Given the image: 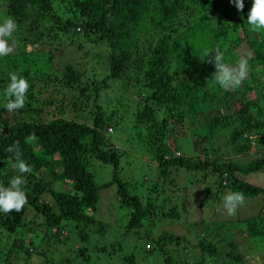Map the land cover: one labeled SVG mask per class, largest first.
<instances>
[{
    "label": "trees",
    "instance_id": "trees-1",
    "mask_svg": "<svg viewBox=\"0 0 264 264\" xmlns=\"http://www.w3.org/2000/svg\"><path fill=\"white\" fill-rule=\"evenodd\" d=\"M251 4L244 0L241 12L230 0H0V23L11 17L18 25L15 45L34 47L52 35L63 46L61 53L75 42L82 49V39L106 50L97 55L101 75L87 69V52L65 59L62 68L46 50L0 57V185L8 187L19 175L10 145L18 144L20 158L32 167L24 174L28 202L23 210L0 213V264H36L35 256L44 264L40 256L48 251L38 252L37 236L62 243L69 253L81 243L73 251L80 264L93 259L137 264L126 244L130 236L134 243L143 241L145 253L157 250L163 264H217L221 256L229 259L225 264H245L231 229L236 223L199 221L203 234L193 223V244L169 230L159 234L155 225L179 222L187 210L166 195L188 188L176 180L181 168L191 177L182 176L186 184L215 178L216 191L260 198L264 209V50L255 39L261 31H250L246 21ZM243 43L252 50V66L233 97L211 78L215 52L206 59L203 53L219 49L230 64L237 61L230 53ZM10 73L30 85L24 108L15 113L4 107ZM112 87L119 96L114 102L106 95ZM128 89L135 92L131 107L122 95ZM127 110L133 118L130 148L138 156L112 136ZM188 130L196 142L193 154L182 153L176 143ZM94 160L111 166L110 180L94 179ZM130 161L142 168L136 179ZM114 184V209L119 207L122 217L102 221L96 215L99 191ZM241 223L253 248L264 252V217ZM115 230L121 240L99 242ZM169 244L181 248L173 251ZM65 261L74 260L60 258L55 264Z\"/></svg>",
    "mask_w": 264,
    "mask_h": 264
},
{
    "label": "rangeland",
    "instance_id": "rangeland-1",
    "mask_svg": "<svg viewBox=\"0 0 264 264\" xmlns=\"http://www.w3.org/2000/svg\"><path fill=\"white\" fill-rule=\"evenodd\" d=\"M263 32L264 30L260 32L259 36H255V39L257 41H260V44L263 46V50H264ZM61 35L67 39V37H65V34H61ZM51 36L47 35V36L39 38V40L36 41L35 43L36 45H34V47L28 46V45L26 47V45L24 44L14 45V49H15L14 51L17 52L21 56V54H23L24 52L31 54L30 53L31 49L36 50V52H40L43 54L46 50L52 54L53 56L52 61L55 65L58 66V68L60 67L62 68L64 66L65 59L66 60L68 59L70 60L73 58L78 59L80 55L87 52L88 54L84 58V63L86 64L87 69L92 70V71L95 70V72L99 75H101L104 72L103 67H101V65L98 63L100 59L97 56L98 54L101 55V53L102 55H105L106 50L104 46H97L92 43H88V41L82 39L83 41L82 49L77 48L76 46L78 42H75L74 45L65 48L64 52L61 53L58 49L62 48L63 46L57 43L58 42L57 38H51ZM251 53H252V50L247 46V44L243 43L242 47L235 48L234 50H232V52L230 53V58L231 60L232 58L233 59L237 58L238 60L241 56H246ZM42 60H43V57L41 58V61ZM235 62H232L230 64L234 65ZM248 66L249 67L252 66V63H250L249 61H248ZM53 69L55 73H57V69L56 68H53ZM133 94H135L133 89H128L126 91H123V94H122L123 98L127 100V105H130V107L133 105V101H132ZM230 94L233 97L238 96V93L236 91H231ZM106 95H107L108 100L112 99L111 101L113 102H114L113 100L114 97L119 98V96H117L118 93L114 89V87H112V89L108 91ZM249 96H251V93H249ZM102 98H104V96ZM108 104L110 105L111 102H108ZM50 108L52 109L53 107H50ZM105 109H108V108L105 107ZM54 111L55 110L53 111L51 110L49 114H56ZM122 115L124 116L120 124L115 127V130L112 136L113 138L120 141V144L122 147H126V149L128 150V153H131L133 156H138L139 155L137 154L138 152H135L136 150H133L132 148H130L131 147L130 144L133 142L132 141L133 139H131L132 138L131 136L132 122H133L131 111L127 110L125 114L123 113ZM48 117L51 118L52 116L48 115ZM48 117L46 116L45 118L48 119ZM199 124H201V121L198 122V125ZM195 128L196 126L192 125L191 130ZM176 143L182 153L184 154L195 153L196 142L193 139L192 132H189V130L186 131L185 135L177 138ZM130 158H131V155H130ZM100 163L101 162L98 160H94V162H91V165L93 166L92 170L94 171V179L98 183L108 181L111 179V176H112L111 166L102 165ZM130 165H132V167L136 166L135 170L137 171H133V172H136V174H134L133 177L134 179L138 178L140 176L139 173L142 172V168L137 169L138 165L136 162L132 164V162L130 161ZM180 173L182 174L183 177H186L187 180L191 178L189 174L187 173V170L183 168L179 169L177 174H180ZM191 175L195 178L199 177V176H196V174L194 173H192ZM182 176H179L176 180L180 186L185 185L188 188H186L185 190L180 189L178 191H175V193L174 191H171V192L166 193V195L172 197L171 200L173 201V203L176 202L179 205L183 203V206H185L187 210L185 211V214L182 215L181 221L179 222H172V223L168 222V223L161 224V226L155 225V227H157V232L161 234L160 233L161 230H169V231L174 232V234L176 235L180 234V236H184L188 238V240L191 241V244H193L196 242V238L194 237V232L192 230L193 226L191 227V224L193 225V223H194V226H195V223H198L197 227L195 228V232L202 233V234L204 233L206 229L204 228L203 225L200 224L201 222L199 221H207L209 222L211 226H217V224H219L220 222L236 223L232 226L233 228L231 229L234 233L233 235L235 236V239L238 240L237 243L240 248V254L245 260V264H264V252L259 248H255V249L253 248L254 243L253 241H248L250 240L249 236L246 234L245 227L242 226L243 224L241 223L243 219L248 218L250 216L260 215L261 217H264V209L262 207L261 199L260 198L244 199V203L238 207L236 214L233 216H229L227 215L226 209L224 208V205H223L224 196L230 193L228 189H224L222 192L216 191V188L213 187V183H212V181L215 178L214 179L206 178V180L204 181L200 180L197 183L194 182L193 185L192 184L189 185V183L186 184L183 181ZM45 177L50 178L48 174H45ZM54 182L59 187L66 188L67 190L69 189V187L66 186V184L61 180L55 179ZM166 188H170L169 185H167ZM116 190H117V186L114 184L108 188H102L99 191L100 193L99 202H98L99 209L97 210L96 215L102 218L101 219L102 221L107 220V222H111V219H113V217L115 216H117L118 218L122 217L121 213L119 212L120 211L119 207L117 210L114 209L118 206V202L116 198ZM176 195H179L178 198H181L182 196H186V198L183 201H181L176 197ZM221 196L222 198H220ZM115 232L114 231L109 232V234L105 237L103 236L104 239L102 238L99 242H107L109 241L108 239H116V240L120 239L121 240V236L119 235L118 231L115 230ZM97 235H103V234H96V236ZM132 238L133 237L131 236L128 237V239H126V244L129 246L130 251L134 252L137 264H163L162 258L157 252V250H153L151 251V253H145L142 248L143 241L136 240L134 243V240ZM46 241H49V240H46ZM46 241L41 240L40 236H37L36 239H33V243L37 246L38 252L42 251L43 249L48 251L46 255L40 256L41 253L38 255L40 256L42 263L44 262V264H55V263H58L60 258H64V259H68L69 261L73 259L74 260L73 264H80L81 256H74V252H75L76 247L81 245V243H78L74 247V250H73L74 252L72 251V253H69L66 247L62 243L51 242L50 244H48L46 243ZM168 248L170 250L175 251V248H178L179 250L181 247L180 246L176 247L172 244H169ZM194 252H197V250L195 249ZM117 257L119 256L117 255ZM98 258H99V255H98ZM105 260L101 259L95 262L93 259L91 260L89 264H94V263L95 264H107ZM116 260L118 259L117 258L114 259V261ZM39 261L40 259L37 258L36 256L31 258V262H35L36 264H38ZM227 261L229 262L228 258H226L225 256H221L217 264H225ZM63 264H69V262L65 261ZM111 264H114V263H111Z\"/></svg>",
    "mask_w": 264,
    "mask_h": 264
},
{
    "label": "clouds",
    "instance_id": "clouds-1",
    "mask_svg": "<svg viewBox=\"0 0 264 264\" xmlns=\"http://www.w3.org/2000/svg\"><path fill=\"white\" fill-rule=\"evenodd\" d=\"M238 11H243L244 0H230ZM247 24L252 32L264 30V0H252L251 8L247 13ZM18 30L16 21L9 17L0 23V57L10 55L15 49L14 33ZM9 40L13 43L9 44ZM215 52L214 67L212 75L213 82L225 91H235L247 79L250 54L241 56L234 65L225 63L223 52L219 49L208 50L203 53L204 59ZM10 82L4 90V107L9 113H15L24 108L29 89V82L16 73H10ZM8 152L15 154L17 161L12 166L19 175L13 176L9 186L0 185V213L8 214L13 211L20 212L27 204V195L23 186L27 183L24 174L31 173L32 167L21 159L18 144L10 145ZM244 203V195L240 192L229 193L223 198V205L227 215L233 216L239 206Z\"/></svg>",
    "mask_w": 264,
    "mask_h": 264
}]
</instances>
